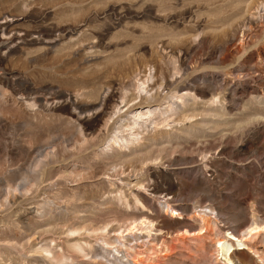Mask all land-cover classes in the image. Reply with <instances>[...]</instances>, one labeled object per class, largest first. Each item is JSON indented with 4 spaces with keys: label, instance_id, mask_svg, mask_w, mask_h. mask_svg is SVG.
Returning a JSON list of instances; mask_svg holds the SVG:
<instances>
[{
    "label": "rangeland",
    "instance_id": "rangeland-1",
    "mask_svg": "<svg viewBox=\"0 0 264 264\" xmlns=\"http://www.w3.org/2000/svg\"><path fill=\"white\" fill-rule=\"evenodd\" d=\"M216 237L264 264V0H0V264H227Z\"/></svg>",
    "mask_w": 264,
    "mask_h": 264
},
{
    "label": "bare ground",
    "instance_id": "bare-ground-1",
    "mask_svg": "<svg viewBox=\"0 0 264 264\" xmlns=\"http://www.w3.org/2000/svg\"><path fill=\"white\" fill-rule=\"evenodd\" d=\"M175 69H176V67H175ZM176 71V70H175ZM150 78V77H149ZM176 97V96H175ZM179 98L180 99H185L186 98V94L185 95H182V96H179ZM178 99V98H177ZM186 100H188V99H186ZM170 105V104H169ZM153 111V110H152ZM167 111V110H166ZM144 114L143 113H140L139 115H138V117H141V116H143ZM161 115H162V113H161ZM117 140L116 139H114L110 144H108V146H113V144L112 143H114V142H116ZM131 141V140H130ZM201 209V208H200ZM199 211V210H198ZM202 211H204V210H201V212ZM202 220V219H201ZM149 221H150V219H149ZM204 221V220H203ZM202 222V221H201ZM254 225V224H253ZM215 227V226H214ZM260 229V226H256V225H254V226H250L248 229H247V232L249 233V234H251V233H255V232H257L258 230ZM223 232V231H222ZM224 232H227V233H229L230 234V236H228V238L227 239H229V240H232L233 242L235 241V242H237L238 243V245H242L244 242H242L241 241V239H240V237H238L237 235H235L234 233H232V232H230L228 229H224ZM246 234V233H245ZM218 235V234H217ZM223 236V235H222ZM217 238V237H216ZM245 240V239H244ZM234 244L232 243V242H230V243H228L227 242V240H224V239H218L217 238V240L214 242V247H213V249H215L216 251H217V253H220L222 256H223V261L224 262H226L227 264H230V254L233 252V246ZM244 245V244H243ZM242 245V246H243ZM242 246L241 247H239V248H237V249H240V248H242Z\"/></svg>",
    "mask_w": 264,
    "mask_h": 264
}]
</instances>
